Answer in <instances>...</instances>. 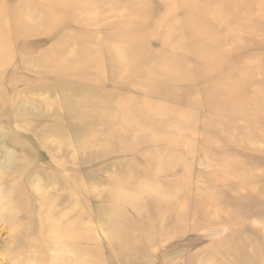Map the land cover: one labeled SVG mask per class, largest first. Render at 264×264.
<instances>
[{
	"label": "rangeland",
	"instance_id": "obj_1",
	"mask_svg": "<svg viewBox=\"0 0 264 264\" xmlns=\"http://www.w3.org/2000/svg\"><path fill=\"white\" fill-rule=\"evenodd\" d=\"M183 1L0 0V264H55L12 254L51 190L80 199L84 264H264V69L241 68L264 64V0Z\"/></svg>",
	"mask_w": 264,
	"mask_h": 264
},
{
	"label": "bare ground",
	"instance_id": "obj_2",
	"mask_svg": "<svg viewBox=\"0 0 264 264\" xmlns=\"http://www.w3.org/2000/svg\"><path fill=\"white\" fill-rule=\"evenodd\" d=\"M212 1L215 3H220V0H212ZM227 1H230L228 8L232 9L234 6H236L235 2L242 1V0H227ZM183 2L184 3H186V2L190 3L191 2L193 4H196V2L194 0H184ZM248 3L253 4V5H261L262 4L261 0H248ZM2 7H3V4L0 2V65L1 66H2V64H6V63L10 62L11 58H12L11 55H8L9 54L8 51L9 50L11 51V49H9L10 43L7 39V36L9 35V33L11 34V32L3 29V24H2L3 16H2V12H1V10H3ZM30 16H32V15H30ZM210 16L211 15L208 13L207 17H210ZM223 16L225 17V20L223 22L224 32L226 31L229 23H231V22L238 23V20H229V18L226 17L224 14H223ZM259 16L260 15H258V17ZM7 22H8V20H7ZM258 22L260 24L261 21H258ZM203 23H204L203 21H198V18H195L193 24H192L191 20L186 22V28H187V30H190L191 33L194 34V36H195L194 38L196 40H199L205 46H211L209 44L208 37L205 38V36H204V35L208 34L209 26L207 25V27H204L202 25ZM226 35L230 36L231 34L226 33ZM200 36H202V38H200ZM201 39H203V41H201ZM222 44H223L222 42H217V44L215 46L218 47L219 49H222V48H220V45H222ZM71 49H73V48L71 47ZM5 50H8L6 52V54H4ZM69 51H70V49H69ZM67 54L69 56H72L71 53H70L71 55L69 53H67ZM203 54L207 55L208 53L203 52ZM68 55H67V57H68ZM117 56L119 57V53L117 54ZM121 56H123V55H121ZM120 59H122V57H120ZM210 65H211V63H210ZM257 65L259 67H261L262 69H264V64L257 62V61H253L250 64H248L247 62H243V64H241V68L243 70L247 71L248 69L255 68ZM218 66H219V64L213 65L214 68H218ZM5 71H6L5 68L0 67V84L2 81L1 79L4 78V76L6 74ZM254 97H255L256 101H258V103L264 104L263 98L261 97L260 93H254ZM169 159L171 160V159H176V158H175V156H173V154H171V157L165 156L162 159V167L167 165V162H165V161L169 160ZM158 169H159V167H158ZM69 184H72V182H69ZM55 191L51 190L49 195H47V197H44V198H46L45 201H47L48 204H46V206H45V214H42V216H41L43 218V223H45L44 226L42 225L43 235L42 236L39 235L36 238L27 239L26 242L19 241V236H17L18 239H16V242L12 248V254L15 258H19V257L21 258V256L31 246H37V247L44 246L47 249L54 248L55 250L62 251L58 255L56 253L53 254V258L50 259V261H52V263H55V264H84V262H83L84 259L82 258V249H81V243L84 240V235H82L80 233L82 230H84V222H83V217L81 214L82 205L79 201L80 199L76 195L71 194V195H69V201H68L67 205L66 204L62 205L63 206L62 208H57V207L55 208V206H54L55 201L53 199ZM156 191H158V190H156ZM135 192H138V191L136 190ZM165 194L170 195V196L172 195L171 193H166V190L162 189V197ZM70 204H75V206L70 207ZM134 207L139 208V206H137V205H134ZM140 208H143V207H140ZM70 223H72V224H70ZM118 229H119V232L116 233V238H118L120 240L121 239L126 240V241L131 240L130 236L127 237L128 236L127 233H122L123 229L121 227ZM29 230H30L29 226L26 227L25 229H23V231H22L23 236L26 235L27 231H29ZM136 238H137V236L134 237L133 239H136ZM119 247H123V246L119 245L116 248H119ZM137 247H138V245L134 242L132 247H130V246L127 247L128 252L130 253V251L138 250V249H136ZM36 255H41V254L38 253ZM25 259H27V258H25Z\"/></svg>",
	"mask_w": 264,
	"mask_h": 264
}]
</instances>
